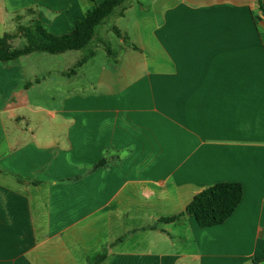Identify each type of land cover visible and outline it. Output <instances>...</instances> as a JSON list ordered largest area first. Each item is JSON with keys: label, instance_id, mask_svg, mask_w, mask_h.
Instances as JSON below:
<instances>
[{"label": "crops", "instance_id": "crops-1", "mask_svg": "<svg viewBox=\"0 0 264 264\" xmlns=\"http://www.w3.org/2000/svg\"><path fill=\"white\" fill-rule=\"evenodd\" d=\"M102 1L0 0V37ZM145 1L87 81L95 51L0 61V264H264V0ZM225 182L240 205L200 227L187 206Z\"/></svg>", "mask_w": 264, "mask_h": 264}, {"label": "trees", "instance_id": "trees-1", "mask_svg": "<svg viewBox=\"0 0 264 264\" xmlns=\"http://www.w3.org/2000/svg\"><path fill=\"white\" fill-rule=\"evenodd\" d=\"M94 2V0H91ZM129 0H104L100 4L92 5L82 19L75 22V29L65 35L56 36L47 31L40 21H36L32 27H20L19 32L25 38L26 44L22 48H15L11 44L12 35L0 37V61L13 62L32 53L62 54L67 51H81L88 47L95 38L98 28L107 19L117 13ZM264 12V4H261ZM112 31L129 44V39L120 29L113 27ZM106 46V44H104ZM134 49L138 47L130 44ZM107 54L114 57L110 47H106ZM87 58L82 59L77 67L82 66ZM244 195L242 184L225 182L215 184L198 193L187 206L186 212H190L196 222L202 228L217 226L225 223L236 211ZM185 214L160 219L162 223L179 221ZM107 257V252H102L94 264H101Z\"/></svg>", "mask_w": 264, "mask_h": 264}, {"label": "rangeland", "instance_id": "rangeland-1", "mask_svg": "<svg viewBox=\"0 0 264 264\" xmlns=\"http://www.w3.org/2000/svg\"><path fill=\"white\" fill-rule=\"evenodd\" d=\"M147 1V0H146ZM145 1V2H146ZM137 9L129 11L128 14L126 15V18H116V17H111L110 19H108L110 22L107 25L101 26L98 30V35L101 38V42L106 44V46L104 44H98L95 42H91V44L86 47L85 49L81 50V51H73L72 54H75V56L78 57V59H81V56L83 55H90V52L95 51L96 52V57H95V61H93V65H90V67H88V70L85 69L84 71H79V80L80 81H87L89 78L91 77H95L97 76L102 69L103 65L108 64V58H107V50L106 47H110L112 50L116 51L119 50L120 48V43H119V39L117 38V35L114 33V31H112L109 27L111 26V24H115L118 27L122 28H127L131 29V24L134 21V15L136 14ZM26 44V40L25 38H22V41L18 42L16 45L17 47H23ZM41 54H46V53H38V55ZM50 54H46L45 56H48ZM74 68V67H73ZM78 71V69L76 70Z\"/></svg>", "mask_w": 264, "mask_h": 264}, {"label": "water", "instance_id": "water-1", "mask_svg": "<svg viewBox=\"0 0 264 264\" xmlns=\"http://www.w3.org/2000/svg\"><path fill=\"white\" fill-rule=\"evenodd\" d=\"M187 215H190V212H186Z\"/></svg>", "mask_w": 264, "mask_h": 264}]
</instances>
